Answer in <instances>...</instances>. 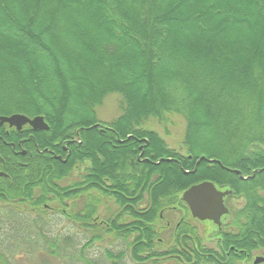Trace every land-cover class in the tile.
Returning a JSON list of instances; mask_svg holds the SVG:
<instances>
[{
  "label": "trees",
  "instance_id": "obj_1",
  "mask_svg": "<svg viewBox=\"0 0 264 264\" xmlns=\"http://www.w3.org/2000/svg\"><path fill=\"white\" fill-rule=\"evenodd\" d=\"M109 95L121 103L107 122ZM204 100L214 111L199 121ZM17 113L49 126L0 125V206L38 223L28 234L36 251L58 242L45 234L46 212L91 234L81 254L106 242L109 264H238L264 248V0H0V115ZM173 115L184 120V152L151 124ZM206 180L244 200L211 235L216 248L181 198ZM11 255L0 250V264Z\"/></svg>",
  "mask_w": 264,
  "mask_h": 264
},
{
  "label": "rangeland",
  "instance_id": "obj_2",
  "mask_svg": "<svg viewBox=\"0 0 264 264\" xmlns=\"http://www.w3.org/2000/svg\"><path fill=\"white\" fill-rule=\"evenodd\" d=\"M62 12L64 13L63 10ZM39 24L40 23L38 22V25ZM59 34L61 33L59 30H57V36ZM175 64L179 71L190 69L189 66H185V64L182 62ZM69 67L71 72L74 73V75L75 73L77 75L78 69L73 65H69ZM86 76L95 84H99L100 81H102V79H98L95 75L91 76L86 74ZM190 83L193 84V82ZM154 84H156L157 89H160L164 94V87H162L163 85H161V82L158 78L154 80ZM80 88L87 91V87L84 84H80ZM72 92L77 96L75 88L72 90ZM150 92H153L152 86ZM142 93H144V96H142L143 94L139 96L138 102L140 101V97H144V99H146L148 93H145V90H143ZM54 103L56 104V102ZM120 103L121 100L118 95L107 96L103 105L99 107L100 117L107 122L118 117L120 114ZM208 108H210L211 111H214L213 105L208 100H204L203 103L199 105V110L197 111V115L200 119L199 121H203L205 118H207L206 111ZM68 110L74 111L73 106L69 107ZM221 119L223 120V118ZM151 124L152 127L158 131V133L169 143L171 147L181 152L185 151H183L181 145L184 131V120L181 117L177 115L170 117L168 116L162 122L156 118H152ZM198 133L199 138L201 139V132ZM78 178V173H75L73 176L65 180L63 184L66 185L70 181L76 180ZM109 205H112V203L109 202ZM8 208L9 206L6 205L0 206V250H4L7 254H12L11 260L13 264H87L86 259L96 264H109V261H107V258L105 257V251L108 249L109 245L105 244L106 242L104 241L95 242L84 248L81 254V249L90 239L91 234L88 232H82L75 224L68 221L66 217L60 215L59 213L54 214L52 212H46V216L44 217V219H47L46 226L44 227L45 234L51 242L58 241L57 244H53L55 247H50L45 245L43 246L44 242H41L39 251H36V248H34L35 244L29 241V238L31 237L28 236V234L38 232L36 231L38 223L33 225L31 221L24 219V217H31V215H28L26 212L20 209H14V211H16L15 213L9 212V214H7L8 211H6V209ZM98 213L100 216L96 221L100 222L102 219H104L103 215L106 214L105 205L99 206ZM171 220L173 222L176 221L175 215ZM228 221H230V219H228ZM192 222L198 227L200 235L205 239L206 245L216 248L217 239L215 237L212 238L211 235L216 232L217 227L212 222L208 221L199 222L197 220H192ZM63 237H69L72 239V242L75 243L71 245L73 246L72 250L70 249L69 245L59 243L62 241ZM42 241H45V239L42 238ZM123 247L124 246L120 244L113 249L118 251L123 249ZM47 248H50V250ZM257 256H264V248L255 251L251 260H242L239 261L238 264H254V259ZM260 264H264V262Z\"/></svg>",
  "mask_w": 264,
  "mask_h": 264
},
{
  "label": "water",
  "instance_id": "obj_3",
  "mask_svg": "<svg viewBox=\"0 0 264 264\" xmlns=\"http://www.w3.org/2000/svg\"><path fill=\"white\" fill-rule=\"evenodd\" d=\"M7 123L20 129L29 124L34 129H48L49 126L43 116L33 118L24 114L0 115V124ZM203 158V157H202ZM230 190H222L212 181H203L192 185L182 194V200L190 210L193 218L200 221H212L218 227L221 226V218L229 212L225 204V197ZM264 262V256H257L254 264Z\"/></svg>",
  "mask_w": 264,
  "mask_h": 264
},
{
  "label": "flooded vegetation",
  "instance_id": "obj_4",
  "mask_svg": "<svg viewBox=\"0 0 264 264\" xmlns=\"http://www.w3.org/2000/svg\"><path fill=\"white\" fill-rule=\"evenodd\" d=\"M3 124H6V127H5V134H8L9 133V129L11 128V127H15V126H10L9 124H7V123H3ZM3 124H0V125H3ZM25 125H29V124H25ZM25 125H23V126H25ZM22 126V127H23ZM30 126V125H29ZM21 127V128H22ZM32 127V126H31ZM17 128V127H16ZM20 128V129H21ZM33 128V127H32ZM18 129V128H17ZM28 139H21L19 142H18V145H21L22 146V143L24 142V141H27ZM2 142L4 143V144H7V142L5 141V140H2ZM70 143H76L77 141H76V139H71L70 141H69ZM11 145H12V148L14 149L13 150V154H14V156H17L19 153L20 154H22V155H26L27 154V150L26 149H24V148H21L20 150H15V144L14 143H11ZM40 152H42V151H40ZM63 152L64 153H66V156H69V154H70V150H69V148L68 147H66V146H63ZM18 157V156H17ZM59 158H62V154H59V156H58ZM18 163H21L20 161H18ZM5 166H6V163H5V161H4V159H2L1 160V162H0V177H7L8 176V174L5 172ZM242 178H246V177H242ZM226 190H230L231 192L226 196V198L228 197V196H230V197H232V200L231 201H227L226 202V199H225V204H226V206L228 207V209H229V212H228V216H229V213H230V208L231 207H235V208H239V207H241L243 204H244V200H242V199H237L235 196H233L232 195V189L231 188H228V189H226ZM264 194V193H263ZM229 200V199H228ZM46 208L48 209V208H50V206H47L46 205ZM103 208H104V206H103ZM47 211H50V209H48ZM225 216V215H224ZM224 216L222 217V224H223V218H224ZM195 219V218H194ZM195 220H197V221H199L200 222V220H198V219H195ZM202 222V221H201ZM208 222H210V221H208ZM214 224V223H213ZM222 224H221V226L220 227H218L217 225H215L216 227H217V229L216 230H220L221 228H222Z\"/></svg>",
  "mask_w": 264,
  "mask_h": 264
}]
</instances>
